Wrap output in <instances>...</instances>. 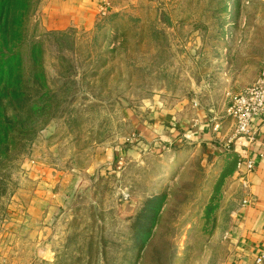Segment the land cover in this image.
<instances>
[{
  "label": "rangeland",
  "instance_id": "374dc122",
  "mask_svg": "<svg viewBox=\"0 0 264 264\" xmlns=\"http://www.w3.org/2000/svg\"><path fill=\"white\" fill-rule=\"evenodd\" d=\"M41 2L24 23L31 92L0 97V264H223L246 189L233 146L150 124L167 110L219 127L264 62V0H109L64 29Z\"/></svg>",
  "mask_w": 264,
  "mask_h": 264
},
{
  "label": "crops",
  "instance_id": "0c3cea01",
  "mask_svg": "<svg viewBox=\"0 0 264 264\" xmlns=\"http://www.w3.org/2000/svg\"><path fill=\"white\" fill-rule=\"evenodd\" d=\"M101 1L42 0L38 11L44 16L43 24L49 29H64L73 25L89 28L94 23ZM167 112V110L158 111L156 119L152 118V126L150 124V128L156 130L159 140H171L181 146V142L189 136L190 142L204 143L213 155L221 154L223 150L228 151L225 148L228 140L226 138L232 135L233 127L226 115L219 121V127L215 124L214 128V122L210 120L203 122L200 115L189 119H178L176 114L171 115ZM215 136L219 138V145L215 142ZM231 145L232 151L237 156L253 158L255 166L246 174L248 187L241 193V198H248L250 203L241 204L240 202L234 214L226 234L230 253L223 264H255V258L264 250V156H258V153L264 152V123L259 125V141L252 148L247 150L243 147L241 139ZM261 264H264V260Z\"/></svg>",
  "mask_w": 264,
  "mask_h": 264
},
{
  "label": "built area",
  "instance_id": "2783aa9c",
  "mask_svg": "<svg viewBox=\"0 0 264 264\" xmlns=\"http://www.w3.org/2000/svg\"><path fill=\"white\" fill-rule=\"evenodd\" d=\"M109 0H102L98 12L103 11ZM225 115L231 119L233 133L228 137V143H235L241 139L243 147L252 148L259 141V125L264 123V62L256 78L238 93L230 96L225 108ZM264 156V152L258 153ZM238 173L245 188L248 187L246 174L253 170L255 160L249 156H238ZM248 198H243L241 204H249ZM264 260V250L255 258V264Z\"/></svg>",
  "mask_w": 264,
  "mask_h": 264
},
{
  "label": "trees",
  "instance_id": "16d2710c",
  "mask_svg": "<svg viewBox=\"0 0 264 264\" xmlns=\"http://www.w3.org/2000/svg\"><path fill=\"white\" fill-rule=\"evenodd\" d=\"M28 2L29 0H0V97L11 103L17 92L24 93V89L31 92L27 84L18 87L21 82L19 71L22 66V41L25 39L24 23L28 14ZM38 51V42L32 43L28 49V58L33 63Z\"/></svg>",
  "mask_w": 264,
  "mask_h": 264
}]
</instances>
